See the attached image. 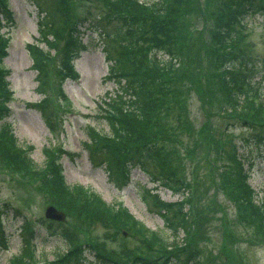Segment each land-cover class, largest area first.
Returning <instances> with one entry per match:
<instances>
[{"label": "rangeland", "instance_id": "374dc122", "mask_svg": "<svg viewBox=\"0 0 264 264\" xmlns=\"http://www.w3.org/2000/svg\"><path fill=\"white\" fill-rule=\"evenodd\" d=\"M44 1L8 0L11 21L7 24V19H3V25H0V34L10 37L8 53L2 59L0 67L7 81V89L13 91L11 112L3 120L5 125L21 147L26 149L32 145L33 149L28 152L39 166L45 165V150L48 148H55L60 152L64 148L72 152V155L60 156L63 167L61 174L66 184H82L99 193L108 203H121L151 229L169 230L164 226L162 217L148 209L143 200L144 188L153 189L166 201L176 200L181 194L161 183L151 182L150 176L139 167L131 169L127 184V177L124 175L117 187V183L103 166L91 161L85 146L90 128L102 133L109 130L107 122L101 117L100 104L105 95L116 86L105 77L108 62L104 59L101 43L103 35L100 32L108 30L113 33L115 27L124 31L126 26L117 16H108L99 1L74 0L73 6L69 7L72 20L82 23L84 16L88 19L79 29L72 53L73 63H70L74 66L75 74L72 72L62 79L59 69L63 65L61 49L64 41L58 42V50H55L38 40L39 4L46 7L50 3V0ZM141 1L151 3L155 0ZM219 2L220 0H189L187 3L192 8H189L191 11L180 22L183 27L177 52L181 60L176 70L178 80L174 82L175 93L180 97L185 94L187 96L185 95L182 103L181 99L171 103L168 108L170 110L165 111L170 120L168 127L174 126L172 123L177 116L184 121L180 132L175 129V133L179 132L177 138L172 131L167 132L173 141L165 144L168 151L165 165L190 185L185 189L188 201L184 206L189 214L192 235L196 234L199 251L186 261L187 251H181L172 245L170 250L159 251L161 256L158 259L132 264H264L263 236L239 219L236 205L219 184V170L224 155H227L225 160L229 163L234 154L236 157L240 156L248 167V182L258 191L259 197L264 195V129L261 130L262 138L256 143L254 138H250L254 135L253 130L233 128L226 119L211 115L213 106L209 102L205 104L206 102L199 101L193 93L195 87L189 86L187 78L190 74L199 75L202 78L197 79L194 86L206 96L219 98L217 90L214 92L212 81L216 72L212 68L215 54L211 38L214 30L212 16L216 18L215 11L218 10ZM198 9L202 15L197 12ZM261 20V15L251 14L246 16L245 28L236 24L240 31L233 44L239 57L248 55L255 58V88L259 87L264 92V25L260 23ZM80 40L85 45L84 48ZM30 43H38L43 50L49 52L51 58L47 64L48 85L43 93L38 90L36 70L32 68L28 50ZM226 43L227 47H232L229 41ZM189 53L194 54V60L188 59ZM41 109L51 121V126ZM175 109L178 110L174 111ZM212 126L216 129L215 132ZM188 129L191 130L193 139L188 138ZM185 146L188 152L185 151ZM38 182L37 177L22 179L13 173L4 165L0 155V221L8 235V247L4 249V242L0 245V264H9L11 253L14 255L21 248L19 230L23 220L28 221L31 229H36L37 226L36 254L42 259H51L54 251L68 248L73 250L72 254L78 249L84 254L79 264H104L87 243L99 240L109 249H114L119 244L128 248L136 245L134 235H121L120 231L102 227L103 225L89 228V237V233L82 231L81 224L75 217L68 216V213L61 224L48 222L44 217V210L48 204H53V199ZM63 230L67 231V237ZM199 232H203V236L199 237ZM165 236L166 243L169 244L172 233ZM178 236L181 241L185 233L180 230ZM156 255L152 252L149 257L156 258ZM66 260L68 257L63 258L64 262ZM74 260L73 257L63 264H72ZM31 264L36 263L31 261Z\"/></svg>", "mask_w": 264, "mask_h": 264}, {"label": "trees", "instance_id": "16d2710c", "mask_svg": "<svg viewBox=\"0 0 264 264\" xmlns=\"http://www.w3.org/2000/svg\"><path fill=\"white\" fill-rule=\"evenodd\" d=\"M73 1L50 0L46 7L39 4L38 40L44 42L49 49L55 50H58V42L64 41L61 49L63 65L59 69L62 79L72 73L70 60L77 40L76 22L72 20L69 10ZM97 1L104 6L108 16H117L126 28L122 31L115 27L113 33L108 30L100 32L104 38L101 40L102 49L109 61L105 77L114 80L116 86L105 95L100 104L101 117L107 122L109 130L107 133L95 131L93 128L88 130L85 146L90 158L95 163L103 164L116 181L126 174L123 161L132 165L139 161L153 181L158 180L172 188L185 190L190 185L165 165L168 152L165 144L173 141L167 132L172 131L177 138L184 121L177 116L172 119L174 126L168 127L170 120L165 111L171 103L180 99L182 103L185 100L186 94L180 97L175 93L174 82L178 80L176 70L181 60L177 52L183 27L180 22L191 11V5L187 4L189 0H156L149 6L141 5L136 0ZM197 12L201 14L199 9ZM215 12L216 18L212 16L214 30L211 38L215 54L212 68L216 73L212 76V81L214 92L217 90L219 98L206 96L194 86L195 81L202 78L199 75L187 76L189 86L195 87L193 93L200 102L211 103V115L226 119L233 128L253 130L255 136L251 135L250 138L259 143L262 138L261 130L264 129V96L255 88L253 80L255 58L248 55V58L239 57L235 53L233 40L239 35L240 30L236 27L239 16L261 15L260 23L264 25V0H220ZM3 18L9 20L10 14L4 1L0 0V25ZM227 41L232 47H227ZM6 44V37L0 35V65L6 54ZM28 48L33 61L32 67L37 71L38 90L44 92L48 85L47 64L51 59L49 52L34 43L28 44ZM187 57L189 60L195 58L193 53H189ZM7 95L6 82L0 67V119L8 114L5 106ZM176 110L178 109L174 111ZM45 118L49 121L46 116ZM175 129L179 132L175 133ZM188 130V138L193 139L191 130ZM212 130L216 131L213 126ZM185 148L188 152V148ZM0 155L4 165L13 173L22 178L37 177L45 193L59 208L75 217L81 224L80 229L103 225L115 231L125 229L136 237V245L131 248L119 244L114 249H107L104 244L99 245V242L89 243L96 256L104 263L131 264L158 259L161 256L159 251L170 250L171 245L164 238L166 232L172 233V240H175L171 242L172 245L181 251H187L186 261L199 251L196 234L192 235L189 214L184 206L188 201L185 191H182L183 198L180 201L162 202L156 193L146 190L144 200L149 210L159 212L165 226L169 228L167 231L157 232L134 218L125 208L106 203L97 193L84 186L65 185L51 152H46L51 165L50 168L46 167L48 171L38 167L15 142L10 130L2 124ZM226 157L225 154L219 170L220 188L226 191L229 199L236 205L239 219L261 234L264 243V195L258 197L257 192L247 183L248 171L244 168L241 157L233 154L232 162L229 163L225 160ZM180 230L185 233L181 241L178 236ZM30 233L28 221L23 220L20 228L21 248L16 255L9 258V264H31L33 242ZM63 233L68 234L64 230ZM201 236L203 232H199V237ZM152 252L157 254L156 258L149 257ZM60 255L62 252H57L56 256Z\"/></svg>", "mask_w": 264, "mask_h": 264}, {"label": "water", "instance_id": "95a60500", "mask_svg": "<svg viewBox=\"0 0 264 264\" xmlns=\"http://www.w3.org/2000/svg\"><path fill=\"white\" fill-rule=\"evenodd\" d=\"M45 215L49 218H54L59 220H63L65 216L63 212L58 211L53 206H48L46 208Z\"/></svg>", "mask_w": 264, "mask_h": 264}]
</instances>
